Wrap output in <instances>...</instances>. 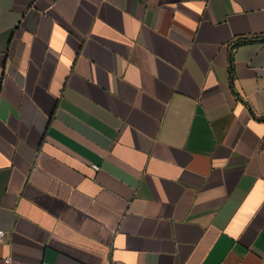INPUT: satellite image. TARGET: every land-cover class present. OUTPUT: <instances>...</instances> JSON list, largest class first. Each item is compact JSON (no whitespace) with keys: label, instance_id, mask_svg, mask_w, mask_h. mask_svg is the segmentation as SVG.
Listing matches in <instances>:
<instances>
[{"label":"crops","instance_id":"0c3cea01","mask_svg":"<svg viewBox=\"0 0 264 264\" xmlns=\"http://www.w3.org/2000/svg\"><path fill=\"white\" fill-rule=\"evenodd\" d=\"M0 260L264 264V0H0Z\"/></svg>","mask_w":264,"mask_h":264},{"label":"built area","instance_id":"2783aa9c","mask_svg":"<svg viewBox=\"0 0 264 264\" xmlns=\"http://www.w3.org/2000/svg\"><path fill=\"white\" fill-rule=\"evenodd\" d=\"M4 238H5V232L3 230H0V243H2ZM10 263H11V258L0 260V264H10ZM111 264H121V263L113 262Z\"/></svg>","mask_w":264,"mask_h":264}]
</instances>
